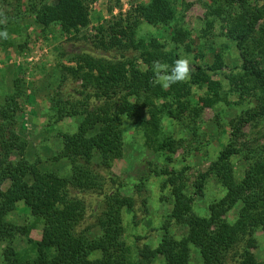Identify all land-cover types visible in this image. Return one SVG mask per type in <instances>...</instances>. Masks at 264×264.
<instances>
[{"label": "trees", "instance_id": "obj_1", "mask_svg": "<svg viewBox=\"0 0 264 264\" xmlns=\"http://www.w3.org/2000/svg\"><path fill=\"white\" fill-rule=\"evenodd\" d=\"M25 3L44 25L59 23L64 30L71 32L90 24L87 0H58L56 4H50L49 0H0V8L21 7ZM213 3L211 14L227 16V34L235 42L242 61L241 71L230 77L231 84L241 92H251L253 87H258L264 100V66L261 61L264 59V4H254L253 0H213ZM165 9H170L169 0H151L139 5L137 13L150 24L167 23L170 15L163 13ZM226 9L229 13H225ZM208 25L211 27L212 21ZM124 30L123 36L133 44L132 35L136 30L128 33ZM185 37L182 28L176 30L173 37L176 49ZM116 41L124 44L122 40ZM141 54L146 68L134 58H89L94 63L89 67L84 90L80 92L83 97L79 100L84 118L76 131L62 133L63 150L71 165L68 176L43 170L40 157L34 161L28 159L27 142L17 130L23 91L20 82L14 80L12 91L0 102V239L8 242L3 251L6 264L131 263L125 227L118 217L124 206L121 192L124 183L112 170L113 163L124 155L123 117L134 119L145 127L148 139L158 143L152 135L154 133L159 138L157 147L166 154L168 162H172L178 139L165 133L161 114L166 112L170 117L180 119L191 109V102L181 99L187 89L184 82L171 85L169 101L160 106L151 96L152 91L157 97L166 94L159 85L153 89L149 87L153 77L152 62L165 60L173 65L179 58L177 51L147 48ZM224 68L223 49L214 53L212 65H197L198 80L207 89L206 105H214L221 98L220 85L209 72ZM145 108L150 116L148 119L143 115ZM262 118L264 102L243 111L231 123L228 143L209 169L197 175L192 183L193 194L188 192L190 166L152 169L153 174L165 177L164 183L170 188L173 207L169 217L188 228L182 238H176L169 228L164 229L154 250V255L164 264H192L193 246L199 250L201 260L198 264H264L253 252L256 232L262 230L264 233V145L246 148L249 152L253 150L252 158H255L242 178L238 177L233 162V157L242 152L239 140L244 136L246 124ZM14 154L21 158L14 159ZM96 154L100 169L95 165ZM22 169L30 178L21 174ZM211 174L218 178L225 194L211 202L208 216H202L194 208V198L204 194ZM146 180L137 184L139 190L147 185ZM7 181L9 186L4 189ZM109 181L116 188L104 192L103 207L97 216L101 232L91 237L88 234L91 228L82 229L87 212L83 195L89 191L103 193ZM20 201L43 222L39 240L30 237L29 226H18L7 220ZM238 205L236 218L229 220L228 215ZM17 234L27 237L34 256L16 249L13 243Z\"/></svg>", "mask_w": 264, "mask_h": 264}, {"label": "rangeland", "instance_id": "obj_2", "mask_svg": "<svg viewBox=\"0 0 264 264\" xmlns=\"http://www.w3.org/2000/svg\"><path fill=\"white\" fill-rule=\"evenodd\" d=\"M150 1L87 0L90 24L80 31L71 32L64 30L59 23L44 25L36 14L28 10L26 3L21 7L0 8V32L6 30L9 34L8 39L0 37V102L12 91L14 80L19 81L23 96L17 130L27 142V157L31 161L40 157L43 170L57 171L63 176L71 173V165L63 150L62 133L76 131L84 118L79 100L83 97L80 92L84 90L89 67L94 63L90 57L108 60L134 58L143 68L146 65L141 53L147 48L163 52L174 49L179 57H190L193 71L191 78L184 82L187 89L181 99L191 102V109L180 119L172 118L166 112L161 114L165 133L178 139L172 162H168L166 154L157 147L159 138L154 133L152 135L158 143L148 139L145 127L134 119L123 117L124 155L113 163L112 170L124 183L121 188L124 206L118 217L125 227V238L130 246V264H164L160 257L154 255L164 229L169 228L176 238H182L188 231L186 226L169 217L173 207L170 188L164 183L165 177L153 174L152 169L190 166L188 192L193 194L192 183L197 175L209 169L228 143L231 123L243 111L264 102L258 87H253L251 92L242 91V94L231 84L230 77L241 71L242 61L235 42L227 34V16L211 14L213 0H169L170 9L163 13L170 16L167 23L159 24H150L137 13L139 5ZM57 2L49 0L50 4ZM253 2L264 4V0ZM5 13H8L7 17ZM225 13H229L228 9ZM136 20L138 24H134ZM209 21H212L211 27ZM180 28L186 37L176 49L173 37ZM133 29L136 34L132 35L133 44H130L122 31L128 33ZM115 39L122 40L124 44L115 42ZM222 49L225 68L209 72L220 85L221 98L214 105H206L207 89L198 80L197 65H212L214 53ZM261 61L264 66V59ZM156 86L149 85L151 89ZM163 91L166 94L161 97L152 91L151 96L158 106L171 97L170 87ZM143 115L146 119L150 117L147 108L143 109ZM239 141L243 146L242 152L233 157V162L238 177L242 178L250 161L255 158H252L253 150L249 152L246 148L264 145V118L246 124L244 136ZM13 158L19 160L21 156L14 154ZM95 165L100 167L98 154ZM21 174L26 179L30 178L24 169ZM143 179H147V185L139 190L137 184ZM8 186L7 181L3 188ZM115 188L116 185L109 181L103 193H83L87 212L82 229L91 228L88 231L91 237L101 232L97 216L103 207L104 192ZM224 194L225 189L218 178L211 174L204 194L195 195L196 212L208 216L211 202ZM239 208L240 205L230 212L229 220L236 218ZM7 220L18 226H29L30 237L35 240L42 236V220L33 216L22 201L9 213ZM7 243L0 239V264H6L3 251ZM13 244L18 251L34 256V249L26 236L17 234ZM253 252L258 260L264 262L262 230L256 232ZM192 253V264H198L201 260L199 250L193 246Z\"/></svg>", "mask_w": 264, "mask_h": 264}, {"label": "clouds", "instance_id": "obj_3", "mask_svg": "<svg viewBox=\"0 0 264 264\" xmlns=\"http://www.w3.org/2000/svg\"><path fill=\"white\" fill-rule=\"evenodd\" d=\"M0 37L8 39L9 34L5 30L0 32ZM192 71V61L188 56H180L174 61L173 65H169L167 62L162 60H154L152 62L153 77L151 79V83L154 86L159 85L163 89H167L173 84L189 80L191 78Z\"/></svg>", "mask_w": 264, "mask_h": 264}]
</instances>
